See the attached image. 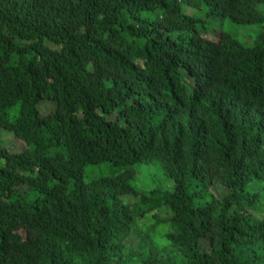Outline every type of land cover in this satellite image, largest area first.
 <instances>
[{
  "label": "trees",
  "instance_id": "16d2710c",
  "mask_svg": "<svg viewBox=\"0 0 264 264\" xmlns=\"http://www.w3.org/2000/svg\"><path fill=\"white\" fill-rule=\"evenodd\" d=\"M0 264H264V0H0Z\"/></svg>",
  "mask_w": 264,
  "mask_h": 264
},
{
  "label": "rangeland",
  "instance_id": "374dc122",
  "mask_svg": "<svg viewBox=\"0 0 264 264\" xmlns=\"http://www.w3.org/2000/svg\"><path fill=\"white\" fill-rule=\"evenodd\" d=\"M247 30L248 28H240L234 31L236 32L235 35H237L240 39L244 41L245 40L251 41V39H249L248 36H245ZM207 36L217 37L215 33L207 34ZM49 105H50L49 102H45L42 105V113L48 112ZM2 137L7 143L8 149L10 151H19L24 146V143L22 140H20L17 137L11 136L9 133L4 132ZM135 168L137 169L136 182L137 184H139V186L141 187L143 191L144 190L146 191L150 188L157 187V186H163V185L167 186L169 184L168 182H166L167 178L163 173L161 165L155 161H151L150 163H139L135 165ZM110 169H112L110 165H102L100 168L91 166V167H88L87 172L90 174V176H92L96 171H97L96 173H99V172L101 173V172H106ZM214 193L219 194V195H224L226 193V190L225 188L220 187ZM128 198L131 199V201H133L134 203L137 201L135 197L134 198L128 197ZM151 220L152 218L150 217V215H148L143 220H141L140 224L144 225L145 228L146 227L148 228V226H150L151 224ZM164 228H165L164 225L160 226L159 230H157V237L160 236L159 233L162 234V232L165 230ZM134 234H137V233H134Z\"/></svg>",
  "mask_w": 264,
  "mask_h": 264
}]
</instances>
